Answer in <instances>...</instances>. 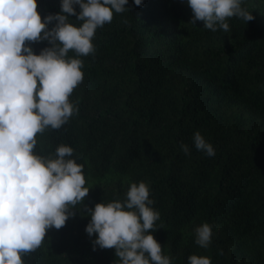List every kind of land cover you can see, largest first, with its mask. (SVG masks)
I'll return each mask as SVG.
<instances>
[{
	"label": "trees",
	"instance_id": "1",
	"mask_svg": "<svg viewBox=\"0 0 264 264\" xmlns=\"http://www.w3.org/2000/svg\"><path fill=\"white\" fill-rule=\"evenodd\" d=\"M61 3L37 0V10L55 15ZM125 7L97 28L92 54H67L83 61V80L69 97L77 111L38 134L34 152L55 159L59 145L72 147L89 193L65 226L48 229L42 245L22 256L24 264H120L114 248L87 234V212L123 202L139 182L160 214L151 234L171 264H188L191 255L264 264V0H242L254 19L229 18L228 32L191 23L187 0ZM69 22L82 24L76 16ZM27 43L37 55L51 47ZM196 132L214 156L195 148ZM204 223L212 228L206 249L195 243Z\"/></svg>",
	"mask_w": 264,
	"mask_h": 264
},
{
	"label": "clouds",
	"instance_id": "2",
	"mask_svg": "<svg viewBox=\"0 0 264 264\" xmlns=\"http://www.w3.org/2000/svg\"><path fill=\"white\" fill-rule=\"evenodd\" d=\"M191 23L204 28L230 31L227 20L245 22L254 16L242 0H187ZM136 6L142 0H134ZM128 0H62L61 12L42 18L37 0H0V264H24L22 256L39 248L48 229H60L75 213L72 209L88 195L83 165L73 148L61 144L56 158L37 155V135L59 129L77 111L69 97L83 80V61L68 52L88 56L97 28L111 23L113 14L125 11ZM74 5H79L77 14ZM70 16L82 21L69 22ZM56 21L51 29L48 25ZM47 40L37 55L27 42ZM198 151L214 156L213 146L196 132ZM187 155L189 147L181 144ZM149 186L132 183L126 199L97 203L88 209L89 236L98 234L94 245L115 249L120 264H171L151 232L159 212L150 207ZM86 207V206H85ZM195 243L208 248L212 228L204 223L195 229ZM95 250V249H94ZM188 264H211L207 257L191 255Z\"/></svg>",
	"mask_w": 264,
	"mask_h": 264
}]
</instances>
